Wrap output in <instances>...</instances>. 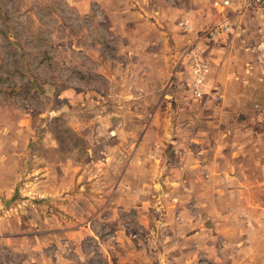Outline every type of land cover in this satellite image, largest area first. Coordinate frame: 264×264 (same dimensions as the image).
<instances>
[{"label": "rangeland", "instance_id": "rangeland-1", "mask_svg": "<svg viewBox=\"0 0 264 264\" xmlns=\"http://www.w3.org/2000/svg\"><path fill=\"white\" fill-rule=\"evenodd\" d=\"M223 1L0 0V264H264V8Z\"/></svg>", "mask_w": 264, "mask_h": 264}, {"label": "built area", "instance_id": "built-area-1", "mask_svg": "<svg viewBox=\"0 0 264 264\" xmlns=\"http://www.w3.org/2000/svg\"><path fill=\"white\" fill-rule=\"evenodd\" d=\"M229 1L224 0L222 5H228ZM217 2L214 3L215 6H217ZM248 5L257 6L259 8H264V0H247ZM229 23L226 20H222L217 28L214 30V33H217L219 31H224L229 29ZM192 72H193V81H192V90L196 96H201V89L205 82V75H206V65L199 56H197L196 53L193 54L192 59Z\"/></svg>", "mask_w": 264, "mask_h": 264}]
</instances>
